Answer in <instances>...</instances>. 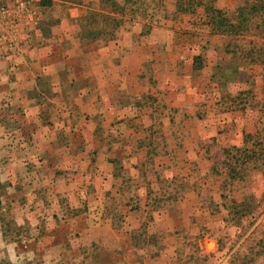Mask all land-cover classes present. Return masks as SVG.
<instances>
[{
  "label": "crops",
  "instance_id": "crops-1",
  "mask_svg": "<svg viewBox=\"0 0 264 264\" xmlns=\"http://www.w3.org/2000/svg\"><path fill=\"white\" fill-rule=\"evenodd\" d=\"M32 6L0 62L21 127L0 179L22 183L10 187L17 203L50 227L38 241L53 253L62 228L77 231L68 253L94 243L127 264H144L150 247L163 258L178 245L184 262H203L230 250L226 235L247 232L236 248L247 241L259 225L245 229L249 214L264 206V168L250 167L264 166V60H246L240 45L232 62L220 45L200 65L187 46L121 29L120 18L113 27L105 0Z\"/></svg>",
  "mask_w": 264,
  "mask_h": 264
},
{
  "label": "rangeland",
  "instance_id": "rangeland-1",
  "mask_svg": "<svg viewBox=\"0 0 264 264\" xmlns=\"http://www.w3.org/2000/svg\"><path fill=\"white\" fill-rule=\"evenodd\" d=\"M33 3L34 0L32 5ZM114 3L118 5L117 9H114ZM106 4L109 8L113 7L116 14L114 20L120 18L122 21L121 23L120 21L112 22L113 27L116 28L119 23L118 27L121 29L135 26L137 27L136 31L140 34L153 32L166 45L172 46L173 43V45H180L184 48L187 46L193 54L196 52V54H201V57H195V61L200 65L207 59L218 58L219 54L217 55L214 50L217 49L216 46L220 45L226 48L225 55L228 53L233 56L232 62H235L234 50L240 49L238 48L240 45L248 48L246 55L244 54L246 60L251 58L252 60L255 58L264 60V0H108ZM214 9L218 11H214ZM134 21H136L135 24ZM12 30L7 23L0 24V62L10 55V48L17 42L15 38L18 36L15 33L17 31L12 32ZM253 45L260 50L252 49ZM5 48H9L7 53H4ZM238 59L245 61L241 57ZM261 67L260 64H257V67L253 68L255 71L263 73ZM262 79L263 77L259 76L260 86L264 87ZM6 90V86L0 84V178L4 171L1 164L4 157L1 156L5 152L2 151L9 145L8 142L14 139L16 131L21 128L20 120L12 115L14 107L5 93ZM262 142H264V136ZM255 151L264 154V146L258 145ZM254 162L260 164L258 161L254 160ZM254 164L250 166L252 172L262 170L261 167L264 168L262 165L256 167L257 165L254 166ZM25 169L28 172L31 169L30 165H26ZM13 185L24 186L22 183L15 182L13 184L0 179V264H127L123 261L108 260V256L102 253L104 251L100 249V245L94 243L80 247L78 246L79 242L76 241L74 246L70 245L72 250L74 248L77 250L68 253L69 250H65L64 242L68 241L69 236L80 238L81 235L80 232L68 231L65 228H62L63 236L61 234L60 239L62 246L59 249L58 246L55 247L57 251L54 252L57 257L52 259L54 252L50 253L48 240L41 239V243L38 241L40 237L47 236L45 238H48L50 227L49 230L37 227L35 215L26 210V207H20L17 203L18 200L14 198V191L10 188ZM30 185L33 186L32 183ZM254 212L249 214L252 217L249 216L247 219L254 218V221L247 224L245 229L249 230L256 223L259 225L256 230H253L249 239L236 248L235 241L239 242L247 232L243 231L242 234L235 236L226 235L225 239H228H224V247L227 245L226 242H229L230 250L219 252L216 259L212 257L203 262H184V253L181 252V247L169 244L163 247V258H161L159 250L156 251L155 248L153 250L150 247L148 259L144 264H229V262L232 264L234 260L231 261V255L234 257L240 252H248L247 264H264V206L256 208ZM53 231L55 232V230ZM151 238V240L154 239ZM70 245L68 244V246ZM234 250L236 251L231 254ZM238 263L240 262L238 261Z\"/></svg>",
  "mask_w": 264,
  "mask_h": 264
},
{
  "label": "built area",
  "instance_id": "built-area-1",
  "mask_svg": "<svg viewBox=\"0 0 264 264\" xmlns=\"http://www.w3.org/2000/svg\"><path fill=\"white\" fill-rule=\"evenodd\" d=\"M33 0H0V24L7 23L13 31L33 13ZM17 31V30H16ZM2 35H5L2 33ZM14 47V46H13Z\"/></svg>",
  "mask_w": 264,
  "mask_h": 264
},
{
  "label": "trees",
  "instance_id": "trees-1",
  "mask_svg": "<svg viewBox=\"0 0 264 264\" xmlns=\"http://www.w3.org/2000/svg\"><path fill=\"white\" fill-rule=\"evenodd\" d=\"M105 1H108V0H105ZM117 7H118V5L116 3H114V9H117ZM214 11H218V10L217 9H214ZM115 21L117 22V19ZM233 27H234V25H233ZM255 48H256V46L253 45L252 49H255ZM255 50H260V48H256Z\"/></svg>",
  "mask_w": 264,
  "mask_h": 264
}]
</instances>
